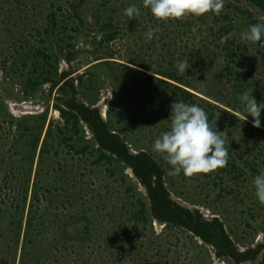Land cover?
<instances>
[{
    "label": "rangeland",
    "instance_id": "rangeland-1",
    "mask_svg": "<svg viewBox=\"0 0 264 264\" xmlns=\"http://www.w3.org/2000/svg\"><path fill=\"white\" fill-rule=\"evenodd\" d=\"M90 1L78 11L81 23L71 7L76 0H0V264L214 262L210 247L184 228L164 224L156 229L146 194L132 171L116 160H97L98 146L85 124H79L78 135L66 127L56 107L67 109L66 101L93 108L108 99L105 121L133 153L155 155L166 172L171 196L207 212L210 220L218 218L237 247L252 249L258 241L263 245L264 204L252 181L264 171V158L250 154L256 141L248 135L253 118L248 117L251 126H246L228 117L237 146L233 149L228 142L226 167L192 178L183 173L168 176L171 165L153 150V143L169 130L172 103L165 92L142 91L141 82L135 87L134 75H127L125 67L162 78L154 73L159 65L167 66L173 57L175 68L178 61L187 60L191 67L185 74L197 87L189 91L212 103L206 95L218 97L216 105L244 119L246 113L236 111L244 108L240 95L247 91L258 103L264 102V37L251 43L243 41L241 33L264 23V14L245 0H225L219 16L209 13L165 22L155 19L142 0ZM130 5H136L140 15L129 20L124 10ZM52 13L58 26L49 44L45 30ZM227 27L231 31L223 36L221 30ZM149 28L159 29L152 39L147 37ZM111 34L113 39L103 41ZM130 60L141 62L144 69ZM68 79L74 91L61 94L58 88ZM25 104L38 110L19 113ZM261 120L264 124V117ZM22 127L32 131L16 144ZM39 132L32 172L26 176L29 143ZM45 141L49 147L42 154ZM139 201L147 207L145 219L136 221Z\"/></svg>",
    "mask_w": 264,
    "mask_h": 264
},
{
    "label": "trees",
    "instance_id": "trees-1",
    "mask_svg": "<svg viewBox=\"0 0 264 264\" xmlns=\"http://www.w3.org/2000/svg\"><path fill=\"white\" fill-rule=\"evenodd\" d=\"M86 1L87 0H76L75 3L71 4V7L75 14L74 16H78L79 18H81L80 14H78V11L84 4H86ZM245 1L249 4L250 7L258 9L264 14V0ZM49 17V21H51V23L50 26L45 30V33L48 34V37H46V39L50 44L53 43L51 38H53L54 30L57 28L58 22L55 13H52ZM217 20L218 18L215 17L214 22L217 23ZM226 20L228 21V18H225V21ZM80 22L83 23L82 18L80 19ZM230 31L231 28H222L221 33L224 36ZM113 38L114 35H107L103 41H109ZM42 43L46 42L43 41ZM67 47L70 48L67 52V56L70 59L73 56V52L71 50V48H73V45L69 44L67 45ZM60 50L62 51L61 47ZM40 53L42 52L38 51V54ZM228 55L230 56L232 54L229 53ZM192 56L193 55H191V58ZM45 58L48 62L51 60V55L49 54V52L46 53ZM169 62V64L167 63V66L164 64L159 65L156 70L157 72H154L155 74L161 76L166 80L155 77L153 75H146L144 74V72L136 70L134 68L125 67V70H127V75H134V78H131V82L135 87L137 86L138 82L142 83V85L140 86V89L142 91L148 90L149 93L156 91L155 93L157 95H163V93L165 92L167 94L166 100L169 103L183 101L188 104H196L202 107L206 111L209 122L213 125V127H215L217 131L226 133L227 146L231 144V147L234 149L237 144L232 138V132L230 131L232 123L230 124V122H228V117H233V119H236L237 123L241 122V124H245L246 126H251L250 123L246 122V120L244 119L237 118V116L233 115L231 111H228L216 105L215 103L219 102L218 97H211L209 94H207L206 96L208 98L215 101V103H212L207 99L199 98L194 93L190 92L189 89L197 91V87L193 84L192 77L188 74L181 75L178 73V67H172L174 65V62H176L174 61L173 57L169 60ZM130 63L144 69V66L141 62L130 60ZM191 63L193 65H196V62L193 60ZM49 73H52V71H49ZM247 74L249 73L247 72ZM67 75L68 74H64V77H66ZM232 76L234 75L232 74ZM64 79L65 78H63V80ZM45 80L48 81L50 79L45 78ZM37 85L38 83L33 84V88H35ZM58 89L60 90L61 94H66V89L74 91L73 80L68 79L63 81V84H61ZM152 94H154V92ZM57 101L63 100L59 99ZM63 103V105L67 106V109L59 105H57L56 107L59 109L62 118L65 120L66 127L70 126L69 128L72 129L71 131H73L72 134L74 135L79 134L81 130L79 127L80 123L85 124L89 128L92 133L94 144L98 146L96 152H98L100 155L97 160H100L102 157H105L108 160H116L117 162L122 163L125 168H128L132 171L135 179L145 188L146 197L149 202V214L152 218L156 219L160 223H165L169 226L184 228L193 236L199 238L203 243L213 246L218 258L230 259L234 264H242L247 261H254L260 254V252L264 250V246H258L255 249H249L244 252H239L238 248L235 246L228 233L226 232L223 222H221L218 218L207 220L203 218L202 215L180 205L171 198L170 192L166 188L164 181L166 172L163 169L162 165L158 163L153 153H150L148 151H139L137 153H133L123 137L112 130L109 124L103 120L98 109L87 107L82 103L80 104L72 101H66ZM230 106L231 105L228 103V107ZM236 111L241 115L245 114V112L240 109H237ZM263 117L264 116H262L261 118L263 119ZM261 126L263 128H256L251 126L252 130H250L248 133V135L256 140L254 141L255 146L250 149V154L252 156L254 155L253 158L258 160L260 158H264V124L262 123V120ZM41 128L42 126L40 127V129ZM31 131V127L23 128V132L20 133V138L16 140V144H19L21 139L26 138L28 133ZM39 138L40 132L39 134L35 133L33 140H31V143H29L30 149L32 147V151L27 155L29 160V167L27 168L28 170L25 169V171H27L26 176H29L32 172V164L35 157L34 153L37 148ZM72 139L73 135H71L69 138H65L64 142L67 143V141H71ZM228 142H230V144H228ZM87 146L88 144L83 146L80 150L77 151V153L80 154L85 151V149H87ZM20 147L28 148L27 145H22ZM48 147L49 146L47 144V141H45L42 148V154L47 151L46 149ZM70 148H74V146L70 145ZM228 150L230 151V148ZM20 151L22 150L20 149ZM231 167L235 170V172L238 171L236 170L235 165ZM253 169V172L257 171L255 168ZM240 175H243V173L241 174V172H239L238 176ZM139 206L140 211L137 213L136 217H134L136 221L145 219V208L147 206L142 201H139ZM124 235L128 237L126 233H124ZM128 246L129 247H127V249L129 251L132 250L131 248H133V246ZM2 262L4 264H9L7 261Z\"/></svg>",
    "mask_w": 264,
    "mask_h": 264
},
{
    "label": "clouds",
    "instance_id": "clouds-1",
    "mask_svg": "<svg viewBox=\"0 0 264 264\" xmlns=\"http://www.w3.org/2000/svg\"><path fill=\"white\" fill-rule=\"evenodd\" d=\"M143 7L150 9L153 17L159 21L183 20L188 16L200 17L212 13L221 15L225 8V0H142ZM130 19L140 15L136 5H130L124 10ZM159 29L149 28L148 39ZM264 37V23L251 25L241 33V39L257 43ZM178 73L183 75L191 67L187 60L177 62ZM239 100L247 113L244 119L251 116L253 127H261V113L264 102L258 103L252 93L245 91ZM171 122L169 130L161 133L153 143V150L161 154L171 171L168 176L186 178L196 174H210L227 166L228 146L227 135L213 127L206 111L196 105L183 101L171 104ZM255 194L261 204H264V171H261L252 181Z\"/></svg>",
    "mask_w": 264,
    "mask_h": 264
},
{
    "label": "water",
    "instance_id": "water-1",
    "mask_svg": "<svg viewBox=\"0 0 264 264\" xmlns=\"http://www.w3.org/2000/svg\"><path fill=\"white\" fill-rule=\"evenodd\" d=\"M107 102H108V99H105V100H102L100 103H98L95 107L93 108H96L99 110L103 120L105 121V109H106V105H107ZM29 109L31 110H34V111H37L38 108L36 107H28ZM141 188H142V191L146 194V191H145V188L140 184ZM171 198L173 200H175L177 203H179L180 205L190 209L191 211L195 212V213H198L200 215H202L203 218L207 219V220H210L207 212H204V211H200V210H196V209H192L191 207L187 206L186 204H184L183 202L179 201L178 199L174 198L173 196H171ZM154 219V218H153ZM155 221V225H156V229L159 230V228L164 225L165 223H160L158 222L156 219H154ZM207 245V244H206ZM210 247V250H211V253L213 255V258H214V262L213 264H233L232 261H230L229 259H222V258H218L217 256H215V249L213 246L211 245H207ZM236 246V245H235ZM258 246H264V244L262 245L260 241H258L255 245L254 248L252 249H255L257 248ZM237 247V246H236ZM239 252H244L246 250H249V249H244V248H240V247H237ZM258 264H263L264 263V250L261 251V255L259 256L258 260H257ZM246 264H251L250 262H247Z\"/></svg>",
    "mask_w": 264,
    "mask_h": 264
},
{
    "label": "bare ground",
    "instance_id": "bare-ground-1",
    "mask_svg": "<svg viewBox=\"0 0 264 264\" xmlns=\"http://www.w3.org/2000/svg\"><path fill=\"white\" fill-rule=\"evenodd\" d=\"M28 106L29 105L25 104L22 108L19 107L21 110H19L18 112L19 113H29V114L35 112L34 110L29 109Z\"/></svg>",
    "mask_w": 264,
    "mask_h": 264
},
{
    "label": "flooded vegetation",
    "instance_id": "flooded-vegetation-1",
    "mask_svg": "<svg viewBox=\"0 0 264 264\" xmlns=\"http://www.w3.org/2000/svg\"><path fill=\"white\" fill-rule=\"evenodd\" d=\"M95 0H91L90 2H94ZM261 255V252H260V254L256 257V259L254 260V261H247V262H250L251 264H258V262H257V260H258V258H259V256ZM215 256H217L216 255V251H215ZM224 259V258H223ZM230 260V259H229ZM230 261H232V260H230ZM233 262V261H232ZM247 262H244V263H242V264H246ZM234 264V263H233Z\"/></svg>",
    "mask_w": 264,
    "mask_h": 264
}]
</instances>
